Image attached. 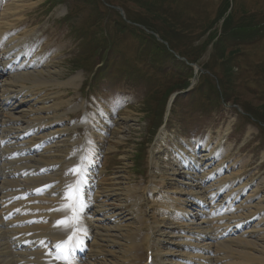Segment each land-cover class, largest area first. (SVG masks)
Listing matches in <instances>:
<instances>
[{
  "label": "rangeland",
  "instance_id": "1",
  "mask_svg": "<svg viewBox=\"0 0 264 264\" xmlns=\"http://www.w3.org/2000/svg\"><path fill=\"white\" fill-rule=\"evenodd\" d=\"M9 50L14 56L27 50L29 71L45 81L27 90L35 96L24 104L50 108L38 119L55 118L40 128L41 137L58 132L45 148L65 145L44 168H67L69 176L81 163L82 184L90 185L92 171L99 201L123 204L127 224L144 218L132 211L130 188L165 178L179 191L178 174L186 171L180 154L200 156L206 143L216 147L227 127L224 161L252 183L248 193L264 182V0H0V58ZM189 88L169 110L171 97ZM160 130L166 135L156 145ZM260 188L252 211L264 208V184ZM110 190L117 198L107 204ZM258 215L253 225L261 217L264 222V210ZM258 232L249 238H264Z\"/></svg>",
  "mask_w": 264,
  "mask_h": 264
},
{
  "label": "bare ground",
  "instance_id": "2",
  "mask_svg": "<svg viewBox=\"0 0 264 264\" xmlns=\"http://www.w3.org/2000/svg\"><path fill=\"white\" fill-rule=\"evenodd\" d=\"M26 54L24 50L14 56L9 50L0 58V264H66L57 249L66 240L71 264H147V260L151 264H264V238H249L257 230L264 234L263 217L256 225L252 221L264 208L250 209L264 182L248 193L252 183L245 182L243 173L234 174L224 161L229 151H223L222 145L230 128L218 135L216 147L203 144L202 155L180 154L186 171L178 174L182 177L179 191L170 190L165 178L153 179L146 189L130 188L129 194H135L129 200L134 203L132 211L137 209L144 218L131 217L127 224L119 211L123 204L107 203L117 198L115 190L102 192L107 195L105 205L99 192L93 198L92 187L82 184L81 163L69 172L71 177L67 168H44L55 164L65 145L52 143V148H45L46 140L53 141L58 132L39 136L40 128L51 127L55 118L37 116L50 108L24 106L33 96L27 90L45 84L29 71L33 62ZM163 135L166 132H161L156 145L164 141ZM73 177L79 178L78 191L76 182H64Z\"/></svg>",
  "mask_w": 264,
  "mask_h": 264
},
{
  "label": "snow or ice",
  "instance_id": "3",
  "mask_svg": "<svg viewBox=\"0 0 264 264\" xmlns=\"http://www.w3.org/2000/svg\"><path fill=\"white\" fill-rule=\"evenodd\" d=\"M76 171V170H73ZM60 224H64V221H60ZM67 226V225H65ZM72 238L69 237V240ZM68 244V241L62 242L61 244L57 245V249L60 250L63 253V259L65 260L66 264H71V248L70 247H65ZM59 258V257H58Z\"/></svg>",
  "mask_w": 264,
  "mask_h": 264
},
{
  "label": "water",
  "instance_id": "4",
  "mask_svg": "<svg viewBox=\"0 0 264 264\" xmlns=\"http://www.w3.org/2000/svg\"><path fill=\"white\" fill-rule=\"evenodd\" d=\"M119 11L121 12V15L124 16V12H123V10L119 9ZM194 67H195V74H197L198 71H199V68H198L197 66H194ZM194 83H195V82L193 81V82H192V86L194 85ZM191 89H192V88L188 89V90L185 91V92H179V93L174 94V95L171 97L170 105H169V109H170L171 105L173 104V102L175 101V99H176L178 96H181V95L185 96V95H186Z\"/></svg>",
  "mask_w": 264,
  "mask_h": 264
},
{
  "label": "trees",
  "instance_id": "5",
  "mask_svg": "<svg viewBox=\"0 0 264 264\" xmlns=\"http://www.w3.org/2000/svg\"><path fill=\"white\" fill-rule=\"evenodd\" d=\"M228 9H229V5L227 4L226 5V12L228 11ZM229 17H230V15L228 16V17H226L225 18V21H224V24H225V22H227L228 21V19H229ZM224 33H226V31H223ZM240 33H241V31H240ZM226 36H229L230 34H228V33H226L225 34ZM232 37H234V38H236V35L235 34H232ZM163 39L164 40H166L164 37H163ZM170 43V42H169ZM225 43L223 42V45H224ZM226 46H227V44H226ZM166 50V52H167V54L170 56V59L172 60V61H175L176 60V58L173 56V55H171L170 53H168L169 51L167 50V49H165ZM170 50V49H169ZM176 50V49H175ZM171 51V50H170ZM177 51V50H176ZM174 53V52H173ZM178 53V52H177ZM180 54V53H179ZM181 58H182V56H181ZM187 60H186V62H188L189 61V58L188 57H185ZM178 59V58H177ZM190 64V63H189Z\"/></svg>",
  "mask_w": 264,
  "mask_h": 264
}]
</instances>
